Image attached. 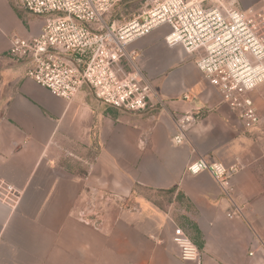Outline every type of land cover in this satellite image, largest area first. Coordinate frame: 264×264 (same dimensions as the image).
<instances>
[{"label":"crops","instance_id":"0c3cea01","mask_svg":"<svg viewBox=\"0 0 264 264\" xmlns=\"http://www.w3.org/2000/svg\"><path fill=\"white\" fill-rule=\"evenodd\" d=\"M260 1L249 5L264 11ZM42 27L0 0V179L14 189L0 188V264H193L175 226L200 264H264V84L248 95L261 121L244 131L197 68L200 52L168 45L162 25L129 46L152 89L144 111L105 105L88 86L68 101L8 56L13 37ZM186 113L196 121L176 145L174 117ZM198 159L239 167L230 196L208 172H186ZM93 192L115 198L97 204L98 229L79 219Z\"/></svg>","mask_w":264,"mask_h":264},{"label":"built area","instance_id":"2783aa9c","mask_svg":"<svg viewBox=\"0 0 264 264\" xmlns=\"http://www.w3.org/2000/svg\"><path fill=\"white\" fill-rule=\"evenodd\" d=\"M123 0H14L43 20L39 35L13 37L8 56L26 66V76L54 95L68 101L88 86L95 97L112 108L142 112L152 89L135 63L137 52L129 46L154 29L167 25L168 45L179 43L186 53L200 52L196 66L217 89L222 101L248 131L261 121L250 92L264 84V12L207 5V0H140L144 7L127 21L107 23L108 14ZM183 99L190 101L189 94ZM196 119L186 113L174 117L172 142L180 145ZM239 167L198 159L186 172H208L221 192L230 196L232 178ZM6 194L14 189L1 183ZM111 195L93 192L80 221L100 228L97 204L112 202ZM233 215H229L231 218ZM182 261L200 264L201 253L191 239L175 226L172 237Z\"/></svg>","mask_w":264,"mask_h":264},{"label":"rangeland","instance_id":"374dc122","mask_svg":"<svg viewBox=\"0 0 264 264\" xmlns=\"http://www.w3.org/2000/svg\"><path fill=\"white\" fill-rule=\"evenodd\" d=\"M260 3L264 4V0ZM259 3V4H260ZM207 5H222L225 7H232L237 10H256L263 11V8L249 5V0H207ZM144 7V2L140 0H123L120 4L115 6L108 14L104 15V20L107 23L111 21H127L138 15ZM264 12V11H263Z\"/></svg>","mask_w":264,"mask_h":264},{"label":"water","instance_id":"95a60500","mask_svg":"<svg viewBox=\"0 0 264 264\" xmlns=\"http://www.w3.org/2000/svg\"><path fill=\"white\" fill-rule=\"evenodd\" d=\"M126 209H128V210H133V209H135L133 206H130V205H127L126 206Z\"/></svg>","mask_w":264,"mask_h":264}]
</instances>
